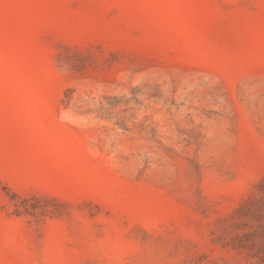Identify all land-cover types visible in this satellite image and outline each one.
Instances as JSON below:
<instances>
[{
    "label": "rangeland",
    "instance_id": "374dc122",
    "mask_svg": "<svg viewBox=\"0 0 264 264\" xmlns=\"http://www.w3.org/2000/svg\"><path fill=\"white\" fill-rule=\"evenodd\" d=\"M0 264H264V0H0Z\"/></svg>",
    "mask_w": 264,
    "mask_h": 264
}]
</instances>
